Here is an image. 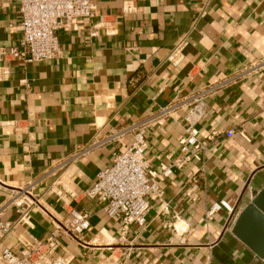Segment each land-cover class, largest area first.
Wrapping results in <instances>:
<instances>
[{
    "label": "crops",
    "instance_id": "obj_1",
    "mask_svg": "<svg viewBox=\"0 0 264 264\" xmlns=\"http://www.w3.org/2000/svg\"><path fill=\"white\" fill-rule=\"evenodd\" d=\"M91 2V19L57 31V58L0 61V207L29 183L41 197L40 208L2 213L13 227L0 251L43 240L75 209L91 217L82 235L60 238L55 255L68 264H264L232 233L264 188V0ZM19 22L18 3L0 0V48L17 45ZM203 91L201 160L174 168L146 197L143 227L123 228L82 196L132 135L77 157L80 150L144 121L145 160L152 169L172 165L186 106ZM221 201L228 208L207 218Z\"/></svg>",
    "mask_w": 264,
    "mask_h": 264
},
{
    "label": "built area",
    "instance_id": "obj_2",
    "mask_svg": "<svg viewBox=\"0 0 264 264\" xmlns=\"http://www.w3.org/2000/svg\"><path fill=\"white\" fill-rule=\"evenodd\" d=\"M18 3L20 22L18 31L20 39L15 47L5 51L0 48V61L10 56L13 60L23 63H37L50 61L60 54L57 37L59 29H70L78 21L91 19L94 6L91 0H13ZM96 35V31L92 32ZM180 53L177 46L169 60L174 61ZM257 66L250 70H255ZM206 91L191 96L187 104L184 122L185 136L179 140L180 156L172 164L161 163L157 169H152L144 158L148 123L141 122L127 130L112 133L109 138L93 141L89 146L80 150L76 156L86 154L88 151L102 145L106 140L117 139L132 135L131 145L121 153H115L111 165L100 170L92 183L82 196L94 201L111 219L120 221L123 228L130 225L143 227L149 210L147 196L158 195V184L169 177L173 169H182L192 160L200 161L205 143L198 139L197 126L207 112ZM173 108L162 111L165 114ZM238 134L246 138L243 130ZM233 131L226 132L229 138ZM40 195L34 193V184L18 191L17 196L11 197L0 207V216L8 208H20L26 203L29 207L40 208ZM222 207L228 208L223 202L212 203L205 213L207 218L219 211ZM27 213V212H26ZM162 213H168V206L162 207ZM91 213L70 209L69 218L58 224L57 231H51L43 239L31 238L23 248L14 250L3 248L0 251V264H68V261L55 255L60 248L61 236L77 238L87 231ZM21 220V219H20ZM13 225L10 222L0 221V236L10 232Z\"/></svg>",
    "mask_w": 264,
    "mask_h": 264
},
{
    "label": "water",
    "instance_id": "obj_3",
    "mask_svg": "<svg viewBox=\"0 0 264 264\" xmlns=\"http://www.w3.org/2000/svg\"><path fill=\"white\" fill-rule=\"evenodd\" d=\"M233 235L264 260V188L237 216Z\"/></svg>",
    "mask_w": 264,
    "mask_h": 264
}]
</instances>
